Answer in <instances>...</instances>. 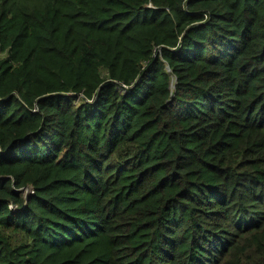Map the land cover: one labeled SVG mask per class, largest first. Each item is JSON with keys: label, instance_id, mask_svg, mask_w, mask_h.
Listing matches in <instances>:
<instances>
[{"label": "trees", "instance_id": "trees-1", "mask_svg": "<svg viewBox=\"0 0 264 264\" xmlns=\"http://www.w3.org/2000/svg\"><path fill=\"white\" fill-rule=\"evenodd\" d=\"M0 264H264V0H0Z\"/></svg>", "mask_w": 264, "mask_h": 264}]
</instances>
